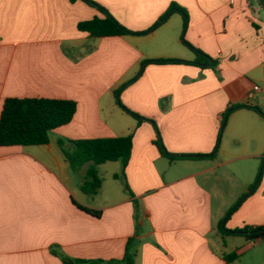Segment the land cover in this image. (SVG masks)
Masks as SVG:
<instances>
[{
  "label": "crops",
  "instance_id": "crops-1",
  "mask_svg": "<svg viewBox=\"0 0 264 264\" xmlns=\"http://www.w3.org/2000/svg\"><path fill=\"white\" fill-rule=\"evenodd\" d=\"M93 1L133 32L150 30L172 3L189 21L174 13L144 35L93 37L79 24L105 15L82 0H0V116L7 98L77 102L72 122L48 144L0 147V264H63L62 255L122 260L130 240L135 264H226L232 252L240 255L232 264H264V239L221 231L264 225L261 0ZM184 38L218 65L149 64L139 75L148 59L195 61ZM121 88V102L155 120L173 154L213 153L224 113L246 107L229 116L214 159L174 161L158 147L154 124L119 104ZM131 133L128 164L115 161L118 184L106 189L105 163L100 192L85 194L90 164L73 170L58 140ZM245 162L252 179L248 193L236 195V166Z\"/></svg>",
  "mask_w": 264,
  "mask_h": 264
},
{
  "label": "trees",
  "instance_id": "trees-1",
  "mask_svg": "<svg viewBox=\"0 0 264 264\" xmlns=\"http://www.w3.org/2000/svg\"><path fill=\"white\" fill-rule=\"evenodd\" d=\"M75 2L77 0H71ZM91 6L96 7L101 11L105 17H96L92 20L83 21L79 24L81 31L88 32L93 37H111L121 36L126 34L144 35L165 23L172 14H181L186 22L189 21V14L187 10L177 3H172L165 15L148 31L133 32L125 27L119 20H117L104 6L92 1L82 0ZM264 6V0H261ZM184 42L196 52L195 61H182L175 59H148L142 64V69L139 75L143 72L146 65L149 64H166V63H187L199 66H213L218 65L210 55L204 53L200 49L194 47L183 39ZM138 77V76H137ZM137 77L135 79H137ZM128 84L124 85L125 88ZM123 88L117 91L119 96V104L131 115L136 117L139 122L149 121L157 129V145L162 154L170 160L182 159H214L221 147L222 136L226 127L229 116L237 109L246 106H233L230 107L223 115L222 128L219 138L211 154H173L170 153L164 145L161 132L157 123L153 119L146 118L140 114L127 108L121 101L120 95ZM261 111L260 109H258ZM77 112V102L65 99H50V98H7L4 102L3 109L0 116V147L5 146H33L45 145L50 142V134L55 129L69 124L75 117ZM134 135L131 133L126 136L95 138V139H81V140H68L60 138L58 145L64 153L66 159L75 171L81 169L84 165L90 164L86 173L81 189L85 194L96 195L100 192L103 186V178L100 176L98 166L107 162L122 161L124 168L128 164L133 151ZM69 144L71 147H69ZM123 175H125L123 173ZM263 171H261L255 183L252 186L253 191L258 187L261 182ZM115 177H119L116 174ZM244 196L236 205H234L227 213L225 222L242 204ZM77 206L88 214L97 218L102 216V211L89 208L77 203ZM139 206L137 202L136 213L138 214ZM224 225V223H223ZM221 231L224 234H238L245 236L248 240L254 241L257 239H264V225L262 226H246L242 229L230 231L221 226ZM240 255L237 252H232L224 256L226 264H232L238 260ZM61 259L63 264H135V254L132 252V240L129 241L127 246L126 255L122 260H102V259H74L62 255Z\"/></svg>",
  "mask_w": 264,
  "mask_h": 264
},
{
  "label": "rangeland",
  "instance_id": "rangeland-1",
  "mask_svg": "<svg viewBox=\"0 0 264 264\" xmlns=\"http://www.w3.org/2000/svg\"><path fill=\"white\" fill-rule=\"evenodd\" d=\"M117 168H118V164L116 162H107L106 165L102 166L100 169L102 176L106 179L104 184L107 190L112 189L119 182V181H115L113 177ZM236 171H237V177L233 189L234 193H236V195H239L241 193H248V191L246 190V183L252 179V174L250 173V168L248 167V163L245 162L237 165ZM97 201H100V199H97Z\"/></svg>",
  "mask_w": 264,
  "mask_h": 264
},
{
  "label": "built area",
  "instance_id": "built-area-1",
  "mask_svg": "<svg viewBox=\"0 0 264 264\" xmlns=\"http://www.w3.org/2000/svg\"><path fill=\"white\" fill-rule=\"evenodd\" d=\"M259 90H260V86L257 85L254 87V91H259Z\"/></svg>",
  "mask_w": 264,
  "mask_h": 264
}]
</instances>
